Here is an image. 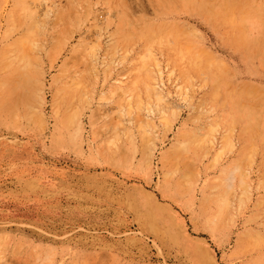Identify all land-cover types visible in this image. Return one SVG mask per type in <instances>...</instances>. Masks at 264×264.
<instances>
[{"label":"rangeland","instance_id":"rangeland-1","mask_svg":"<svg viewBox=\"0 0 264 264\" xmlns=\"http://www.w3.org/2000/svg\"><path fill=\"white\" fill-rule=\"evenodd\" d=\"M0 264H264V0H0Z\"/></svg>","mask_w":264,"mask_h":264},{"label":"snow or ice","instance_id":"snow-or-ice-1","mask_svg":"<svg viewBox=\"0 0 264 264\" xmlns=\"http://www.w3.org/2000/svg\"><path fill=\"white\" fill-rule=\"evenodd\" d=\"M214 239V238H213Z\"/></svg>","mask_w":264,"mask_h":264}]
</instances>
